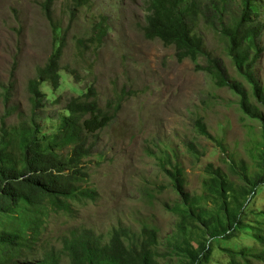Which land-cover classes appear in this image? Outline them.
Returning <instances> with one entry per match:
<instances>
[{
  "label": "rangeland",
  "instance_id": "obj_1",
  "mask_svg": "<svg viewBox=\"0 0 264 264\" xmlns=\"http://www.w3.org/2000/svg\"><path fill=\"white\" fill-rule=\"evenodd\" d=\"M70 1L53 5V18L67 31L59 84L54 90L50 81L40 84L49 97H41L31 112L27 82L52 52L54 31L41 0H0V120L13 125L19 117L33 116L41 131L51 132L67 100L88 85L96 88L101 105L121 102L113 120L89 139H95V146L83 162L88 172L83 187L96 190L95 197L74 201L70 214L49 210L41 244L57 253L62 238L83 227L104 240L122 227L127 242L139 241L144 226L157 232L158 251L166 255L160 264H182L173 250L181 240L184 199L167 170L178 168L195 206L224 220L212 188L214 176L219 173L239 189L260 173L264 104L254 90L264 94V34L261 54L251 68L240 71L222 30L240 17L242 0H213L217 12L201 1L194 30L209 57L224 67L231 86L222 85L209 71L207 56L179 60L173 45L143 36L147 0H90L74 15ZM261 11L264 19V6ZM101 15L109 19L108 31L95 46L92 26ZM83 39L85 47L79 51L77 41ZM242 96L249 113L241 106ZM258 190L248 215L264 209V187ZM251 219L249 215L247 222ZM250 233L243 231L227 245L216 243L209 264H224L220 249L225 246L238 251L251 245ZM188 237L195 248L202 241L197 234ZM62 262L67 264V258L62 256Z\"/></svg>",
  "mask_w": 264,
  "mask_h": 264
},
{
  "label": "trees",
  "instance_id": "obj_2",
  "mask_svg": "<svg viewBox=\"0 0 264 264\" xmlns=\"http://www.w3.org/2000/svg\"><path fill=\"white\" fill-rule=\"evenodd\" d=\"M55 1L41 0L40 3L54 31L55 40L45 63L27 82L31 112L40 104L41 97L46 100L49 97L42 93L39 85L50 81L54 90L59 84L58 70L66 46L67 31L64 32L63 25L53 18ZM201 1L147 0L148 12L144 15L142 34L147 39L157 38L165 45H173L179 60L207 56L209 71L220 84L231 86L224 67L217 59L209 57L203 38L194 30L202 8ZM206 1L211 3L212 10L218 11L217 2ZM89 2L71 0V15ZM263 6L262 0H242L240 17L222 30L240 71L243 66L251 68L262 52ZM108 20V17L101 15L93 24L90 42L95 46L101 44L107 34ZM83 47L85 40L77 41L78 50ZM232 87L237 90L235 84ZM254 93L264 104L261 90L255 88ZM120 106V100H108L101 105L96 88L88 85L67 100L64 112L51 132L41 131L33 116L25 119L19 117L13 125H6L4 118H1L0 264H63L62 256L67 258V264H160L166 258L158 251L157 232L144 226L139 241L127 242V229L122 227L114 228L106 240L92 229L83 227L63 237L62 248L57 253L41 244L44 216L49 210L70 214L74 210V201L95 197L96 190L83 187L88 179L83 162L95 146V139H89L113 120ZM241 106L247 113L250 112L244 96ZM167 173L174 179L184 199L181 240L173 250L183 259L182 264H209L216 243L223 241V245H227L247 230L251 233L246 235L251 237L253 243L238 251L223 247L220 249L225 258L223 263L252 264L256 260L264 264V209L251 211L249 215L252 219L247 222L252 196L264 187V146L260 155V173L248 185L234 189L231 183L221 179L219 173L214 176L212 188L216 190L219 201L218 211L222 212L225 220L216 213L207 214L204 209L195 206L184 192L183 178L178 168L175 171L167 170ZM189 234H197L202 239L196 248L189 241ZM162 255L164 258L160 260Z\"/></svg>",
  "mask_w": 264,
  "mask_h": 264
}]
</instances>
